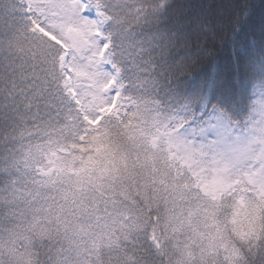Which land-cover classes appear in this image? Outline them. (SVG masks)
<instances>
[{"label": "snow or ice", "instance_id": "1", "mask_svg": "<svg viewBox=\"0 0 264 264\" xmlns=\"http://www.w3.org/2000/svg\"><path fill=\"white\" fill-rule=\"evenodd\" d=\"M0 264H264V0H0Z\"/></svg>", "mask_w": 264, "mask_h": 264}, {"label": "trees", "instance_id": "2", "mask_svg": "<svg viewBox=\"0 0 264 264\" xmlns=\"http://www.w3.org/2000/svg\"><path fill=\"white\" fill-rule=\"evenodd\" d=\"M259 21H260V15H259V13H257V15L255 16V18H254L253 21H252V24H253L254 26H257V27H258V25H259Z\"/></svg>", "mask_w": 264, "mask_h": 264}]
</instances>
